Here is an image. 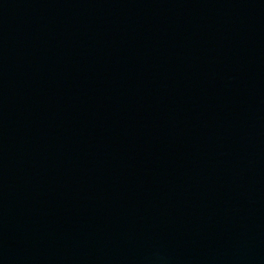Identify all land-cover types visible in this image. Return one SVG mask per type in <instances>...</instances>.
<instances>
[{
	"label": "water",
	"instance_id": "water-1",
	"mask_svg": "<svg viewBox=\"0 0 264 264\" xmlns=\"http://www.w3.org/2000/svg\"><path fill=\"white\" fill-rule=\"evenodd\" d=\"M0 264H264V0H0Z\"/></svg>",
	"mask_w": 264,
	"mask_h": 264
}]
</instances>
